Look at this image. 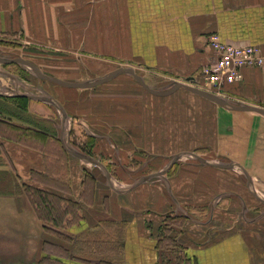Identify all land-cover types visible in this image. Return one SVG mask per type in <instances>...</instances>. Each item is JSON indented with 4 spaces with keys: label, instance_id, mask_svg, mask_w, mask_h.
I'll use <instances>...</instances> for the list:
<instances>
[{
    "label": "crops",
    "instance_id": "0c3cea01",
    "mask_svg": "<svg viewBox=\"0 0 264 264\" xmlns=\"http://www.w3.org/2000/svg\"><path fill=\"white\" fill-rule=\"evenodd\" d=\"M212 32L264 57V0H0L1 58L72 82L116 71L80 87L0 62L11 216L59 225L68 244L47 241L82 264H168L166 242L171 264H264V113L121 70L167 90L201 75ZM242 74L222 98L264 108V63Z\"/></svg>",
    "mask_w": 264,
    "mask_h": 264
},
{
    "label": "rangeland",
    "instance_id": "374dc122",
    "mask_svg": "<svg viewBox=\"0 0 264 264\" xmlns=\"http://www.w3.org/2000/svg\"><path fill=\"white\" fill-rule=\"evenodd\" d=\"M25 64V63H24ZM31 73L34 71L25 64ZM6 69H8L5 66ZM0 69H4L0 63ZM15 73L21 69L17 66L11 69ZM35 75V73H34ZM5 202H0V264H28L35 261L36 264H82L79 259H73L71 253L65 251L60 245L56 246L47 241V236L58 237L68 244L69 238L65 232L60 231L57 224H49L46 228L38 220L27 215L12 217ZM170 243L166 242V251L163 259L179 263L181 260L179 251L173 252Z\"/></svg>",
    "mask_w": 264,
    "mask_h": 264
},
{
    "label": "built area",
    "instance_id": "2783aa9c",
    "mask_svg": "<svg viewBox=\"0 0 264 264\" xmlns=\"http://www.w3.org/2000/svg\"><path fill=\"white\" fill-rule=\"evenodd\" d=\"M214 50L211 59L202 65L201 75L185 79L199 89L222 97L226 85L242 79V69L247 66H262L264 57L255 43H237L223 38L218 32L209 35Z\"/></svg>",
    "mask_w": 264,
    "mask_h": 264
},
{
    "label": "water",
    "instance_id": "95a60500",
    "mask_svg": "<svg viewBox=\"0 0 264 264\" xmlns=\"http://www.w3.org/2000/svg\"><path fill=\"white\" fill-rule=\"evenodd\" d=\"M0 62L3 63H7V62H22L25 63L27 65H29V67L36 73L37 76L41 77V78H45V79H49L52 81H56L65 85H70V86H92L96 83H99L100 81H104L107 80L108 78H110L116 71H112L110 73H108L106 76H104L103 78L97 80V81H92V82H72V81H67V80H63L60 79L58 77H54V76H50V75H45L41 72V70L30 60L24 58V57H17V58H13V59H4L0 57ZM121 70H127L129 72H131L135 78L142 83L148 90H150L151 92L154 93H160V94H164V93H168L174 89H176L177 87L183 86L186 87L196 93H199L205 97H208L214 101H216L217 103L223 105V106H227L230 108H234V109H241V110H258L264 113V108L261 106H256V105H242V106H237L234 105L232 103H230L229 101H227L226 99L219 97L217 95H214L208 91H205L203 89H199L189 83L183 82V81H177L173 86H171L169 89L167 90H156L153 88H150L139 76V74L137 72L134 71V69L132 68H128V67H122Z\"/></svg>",
    "mask_w": 264,
    "mask_h": 264
},
{
    "label": "trees",
    "instance_id": "16d2710c",
    "mask_svg": "<svg viewBox=\"0 0 264 264\" xmlns=\"http://www.w3.org/2000/svg\"><path fill=\"white\" fill-rule=\"evenodd\" d=\"M12 127V126H11ZM18 129H20L21 131H27L28 129H26V128H19V126H18ZM24 134H25V132H24ZM30 136H32V137H36V138H39V139H41L40 141H42L43 139H44V135L43 134H41V133H39V132H37V131H35V132H31V134H30ZM88 177V176H87ZM26 189H28V187H26ZM182 256V255H181ZM180 258H182V257H180ZM87 262V261H86ZM99 264H114V263H111V262H109V261H107V260H100V263ZM117 264V263H116Z\"/></svg>",
    "mask_w": 264,
    "mask_h": 264
}]
</instances>
